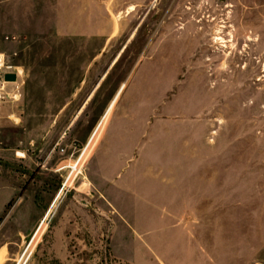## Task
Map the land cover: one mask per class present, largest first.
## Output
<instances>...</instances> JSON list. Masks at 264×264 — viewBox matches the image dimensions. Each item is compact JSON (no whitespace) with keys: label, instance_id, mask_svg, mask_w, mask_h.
<instances>
[{"label":"rangeland","instance_id":"374dc122","mask_svg":"<svg viewBox=\"0 0 264 264\" xmlns=\"http://www.w3.org/2000/svg\"><path fill=\"white\" fill-rule=\"evenodd\" d=\"M97 9L0 0V264H264V0Z\"/></svg>","mask_w":264,"mask_h":264},{"label":"crops","instance_id":"0c3cea01","mask_svg":"<svg viewBox=\"0 0 264 264\" xmlns=\"http://www.w3.org/2000/svg\"><path fill=\"white\" fill-rule=\"evenodd\" d=\"M60 15L64 16L68 13L75 20L67 23L74 25H95L98 24V4L100 1L107 2L108 0H56ZM79 17L80 20H78ZM93 31V30H91ZM98 34V31L95 30Z\"/></svg>","mask_w":264,"mask_h":264},{"label":"built area","instance_id":"2783aa9c","mask_svg":"<svg viewBox=\"0 0 264 264\" xmlns=\"http://www.w3.org/2000/svg\"><path fill=\"white\" fill-rule=\"evenodd\" d=\"M7 73L16 74L17 80H6L5 76ZM22 74V67L9 63L5 53L0 51V107L7 101L11 99L16 100L18 98L19 87L17 86V83Z\"/></svg>","mask_w":264,"mask_h":264},{"label":"water","instance_id":"95a60500","mask_svg":"<svg viewBox=\"0 0 264 264\" xmlns=\"http://www.w3.org/2000/svg\"><path fill=\"white\" fill-rule=\"evenodd\" d=\"M5 77H6V80H8V81H16L17 80L16 74H14V73H7Z\"/></svg>","mask_w":264,"mask_h":264}]
</instances>
